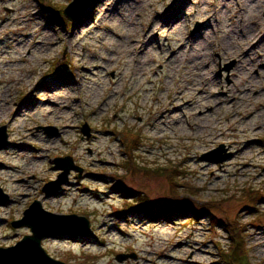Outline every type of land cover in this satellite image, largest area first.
<instances>
[{"label":"rangeland","instance_id":"374dc122","mask_svg":"<svg viewBox=\"0 0 264 264\" xmlns=\"http://www.w3.org/2000/svg\"><path fill=\"white\" fill-rule=\"evenodd\" d=\"M72 2L0 0V129L11 141L0 151V186L10 197L0 204V247L32 234L13 224L40 201L91 221L86 234L43 241L67 264H227L232 223L245 230L249 262L264 264V117L244 113L264 103V45L252 49L256 29L235 17L243 2L91 0L70 21ZM260 3L247 2V18ZM68 156L81 171L47 195L64 173L56 159ZM130 161L174 177L127 169ZM174 192L186 205L176 213ZM122 254L130 257L119 262Z\"/></svg>","mask_w":264,"mask_h":264},{"label":"water","instance_id":"95a60500","mask_svg":"<svg viewBox=\"0 0 264 264\" xmlns=\"http://www.w3.org/2000/svg\"><path fill=\"white\" fill-rule=\"evenodd\" d=\"M91 0H73L69 7L65 10V15L70 21L79 18L90 6ZM47 131H53V128L43 127ZM56 132V131H55ZM83 133L90 136V128L86 125ZM11 145L7 127L0 129V151ZM224 146L205 155L204 159L211 160L210 156L215 153L224 151ZM231 155L219 160L216 163H222ZM56 164L64 171L59 181L49 183L44 192L53 196L58 193L62 185L68 181V175L73 169L81 171L76 167L72 157L57 158ZM0 204L7 205L10 197L4 193L0 186ZM15 228L28 227L32 234L25 236V238L12 247H0V264H67L60 260L51 257L43 247V241L46 238L58 236L60 234H83L87 233L91 228V221L85 216L76 214L59 215L54 214L44 209L40 201H35L24 214V218L13 224ZM60 228V229H59ZM59 229V230H58ZM129 255H119L117 260L119 262L125 261Z\"/></svg>","mask_w":264,"mask_h":264},{"label":"bare ground","instance_id":"6f19581e","mask_svg":"<svg viewBox=\"0 0 264 264\" xmlns=\"http://www.w3.org/2000/svg\"><path fill=\"white\" fill-rule=\"evenodd\" d=\"M241 1L243 3H242V5H240L239 9L236 11L235 17L238 18V19H242L240 21V24L242 26H251V27H254L256 29L255 31L253 29L252 35L249 36V39L251 40V44L250 45H251V48L252 49L260 48L262 45H264V32L261 31V30L264 29V3H260L259 4V6L257 7V9H259V10H256L257 13L253 16L252 19H249V18H247V13H248V10H247V2L250 1V0H241ZM158 19L159 20H164V19L166 20L167 17H165V16H158ZM30 21L32 22L33 20L31 19ZM3 23H6V21H4ZM17 23H19L20 25H23L25 22L22 21V22H17ZM210 26L211 25L209 24V27ZM25 27H27V26H25ZM14 42H17V40L14 41ZM132 43H133L134 46L138 44L137 41H132ZM36 46H42L43 48L45 47L44 44H43V42H38L36 44ZM243 50L244 49H240L239 51L242 52ZM147 51H148V49L145 48L144 50H142L140 52V54L141 55H146ZM195 51L198 52L199 51V47H196L195 48L194 46H192L190 53H195ZM182 52H184V50L182 48L178 49L177 51H175L172 54L171 58L173 60L179 58V56H180V54ZM260 57H262V55H260ZM196 61L197 60L194 58L192 60V62H190L188 65L189 66H192ZM197 67H199V65H197L196 68ZM141 70H143V69H141ZM263 89H264V87H263ZM202 90H201V92H202ZM4 99H5V97H4ZM52 104L54 105L55 102H52ZM55 106L59 108L61 105H56L55 104ZM63 110L66 113H69V112H72L74 110V108L72 106H70V105H67V106H65L63 108ZM244 113L246 114V116H249V117L255 116V118L256 117L262 118V117H264V103H261L259 106L252 107V108L246 107L245 110H244ZM241 124H243V123H241ZM64 129L65 130L62 132V134H68L69 131L71 130V127L68 124H65ZM15 147H17V146H15ZM22 150L23 151H35L33 149L29 150L28 148H25V147H23ZM38 154H39V152H38ZM39 156L42 159L45 158L44 156H41V155H39ZM3 169L4 170H13L12 167H6V166H3ZM262 234L263 233H261L260 235H262Z\"/></svg>","mask_w":264,"mask_h":264},{"label":"trees","instance_id":"16d2710c","mask_svg":"<svg viewBox=\"0 0 264 264\" xmlns=\"http://www.w3.org/2000/svg\"><path fill=\"white\" fill-rule=\"evenodd\" d=\"M137 147V146H136ZM130 164V165H129ZM136 162H131L130 163H126L125 164V167L128 169L130 166H134V169L138 170V171H141V172H147V173H151L152 175H162V176H166V177H170L171 179H173L174 177V174L173 173H170L169 169L168 168H159L156 169V170H151V169H148V168H143V167H136ZM129 166V167H128ZM118 188L120 187L119 185H117ZM122 189V188H120ZM123 190V189H122ZM125 193L126 194H130L132 196H138L140 195L139 192L135 191V190H131V189H124ZM175 194H177L176 192H174ZM252 193V192H251ZM179 197V202L180 204H173V206H171L170 210L172 213H176L177 211H180L184 208H186V205L183 203V199L181 200L180 199V195L177 194ZM251 195V194H250ZM129 196V195H128ZM254 195H251L250 197H253ZM140 202L141 203H144L145 205H148L149 204V201L147 198H144V197H140ZM133 202H126L127 204V207H128V210L129 211H138V205H135V204H132ZM156 214V213H154ZM214 224H218V223H221L216 216H214L213 218V221H212ZM233 224V223H232ZM232 224H229V232L231 233V237H232V244H233V251H231V253H227L226 254V260L225 262L227 264H251L249 262V259H248V256L246 255V252H245V245H246V241H245V233L242 229V227L240 228L238 225H232Z\"/></svg>","mask_w":264,"mask_h":264}]
</instances>
